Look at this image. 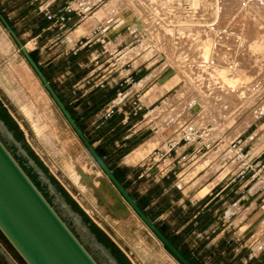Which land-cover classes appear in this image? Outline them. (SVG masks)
I'll list each match as a JSON object with an SVG mask.
<instances>
[{
  "label": "crops",
  "instance_id": "obj_1",
  "mask_svg": "<svg viewBox=\"0 0 264 264\" xmlns=\"http://www.w3.org/2000/svg\"><path fill=\"white\" fill-rule=\"evenodd\" d=\"M69 4L90 5L93 11L79 19L71 14L64 30L53 26L42 11L48 7L57 16ZM104 4L103 0H23L22 13L29 18L25 47L30 42L37 45L31 49L35 62L48 82H54L51 86L86 138L139 208L195 264H264V201L259 202L264 190L258 183L230 181L235 166L226 153L227 146L222 150L224 145L217 144L201 152L202 147L195 142L182 143L166 165L147 160L153 149L194 126L184 113L174 118L172 109L165 110L157 133L152 129L153 121L143 117L174 88L157 94L156 84L168 73L161 76L157 73L160 66L153 68V54L132 53L136 46L126 58L117 59L118 55L111 53L113 47L132 46L138 34L134 29H117L112 19L99 18L97 12ZM4 16L11 24L8 14ZM98 24L106 28L109 42L80 46L79 42ZM127 74L134 77V83L127 86L117 112L102 118L105 106L115 98L118 83ZM137 96L142 107L133 114L131 102ZM252 139L253 132L244 141L246 148ZM79 147L83 152L71 154L69 163L86 178L84 187L72 182L79 188L81 200L96 210L118 239L124 241V236L135 229L141 231L151 242L145 249L147 257L153 259L156 251L170 264H178L166 255L87 150ZM247 153L251 158H261L264 149L258 154L251 150ZM223 168L229 170L221 177ZM126 219L135 229L122 223Z\"/></svg>",
  "mask_w": 264,
  "mask_h": 264
},
{
  "label": "rangeland",
  "instance_id": "obj_2",
  "mask_svg": "<svg viewBox=\"0 0 264 264\" xmlns=\"http://www.w3.org/2000/svg\"><path fill=\"white\" fill-rule=\"evenodd\" d=\"M22 2L0 0V9L3 16L8 14L9 25L17 31L15 33L24 45L29 39L25 34L29 18L22 13ZM103 3L101 8L106 6L108 14L98 15L100 8L97 16L112 19L113 26L124 28L122 31L136 30L138 38L133 41L136 48L132 53L153 54V62H156L153 68L160 66L157 73L161 76L168 73L155 86L157 94L174 88L154 104L158 106L152 114L157 133L161 130L159 119L164 115L161 112L172 109L170 114H174V118L184 113L194 128H207L206 144L209 146L202 148L201 152L223 144L221 149L227 146L228 151L225 152L230 154L228 144L237 136L245 141L252 132L253 139L246 150L258 154L264 149V0H103ZM36 46L30 42L27 51L31 54L34 52L31 49ZM0 105L21 132L16 137L9 128L8 122H11L0 115V120L19 146L11 143L2 132L0 138L99 264H111L109 250L104 246L105 250L96 247L84 231L88 225L80 213L71 207L51 181L81 224H77L58 200L50 196L28 166L20 148L37 166L31 154L41 163L77 208L121 251L129 264H170L156 251L153 252V259L145 255V249L151 247V242L134 228L136 226L131 220L126 219L122 223L129 224L134 232L126 234L124 241L120 240L97 216L96 210L81 200L79 188L72 182L84 187L86 178L73 163H69L71 154L83 152L79 149L81 142L42 88L1 22ZM3 113L0 111V114ZM255 159L262 161V170L252 183L263 186L264 155ZM223 169L221 177L229 170ZM263 201L264 198L259 202Z\"/></svg>",
  "mask_w": 264,
  "mask_h": 264
},
{
  "label": "water",
  "instance_id": "obj_3",
  "mask_svg": "<svg viewBox=\"0 0 264 264\" xmlns=\"http://www.w3.org/2000/svg\"><path fill=\"white\" fill-rule=\"evenodd\" d=\"M0 22L71 130L117 193L178 264H191L139 208L135 200L117 180L1 13ZM0 132L15 146H19L12 133L9 132L1 120ZM20 151L28 166L37 176L40 183L44 185L50 196L58 200L61 207L73 217L77 224H81V220L72 212L70 206L65 203L56 188L51 184L48 176L24 150L20 148ZM86 227L84 231H87L96 247L100 250H105L103 245L96 240L95 236ZM0 235L22 264H99L1 138ZM108 256L111 264H117L109 253ZM0 259L3 264H17L1 245Z\"/></svg>",
  "mask_w": 264,
  "mask_h": 264
},
{
  "label": "built area",
  "instance_id": "obj_4",
  "mask_svg": "<svg viewBox=\"0 0 264 264\" xmlns=\"http://www.w3.org/2000/svg\"><path fill=\"white\" fill-rule=\"evenodd\" d=\"M92 7L82 6L76 7L72 4L66 5L63 8V11L57 16L53 15L48 7H45L42 11L47 20L52 21L53 26L58 27L60 30H64L67 27V21L70 19L71 14H75L77 17L82 18L86 15L91 14ZM137 41H139L137 39ZM109 42L107 35V30L103 25H96L91 30L89 35L79 42L80 46H91V44H101L104 45ZM134 46H130L127 49L113 47L111 53L117 54V59L126 58L127 53ZM134 83V77L131 74H127L122 77L118 83V89L115 94V98L110 101L104 108L102 113V118L107 119L115 114L119 108L120 102L123 100L124 92L127 86ZM102 86V84H99ZM132 112L136 114L142 107V103L137 96L135 100L131 102ZM158 106L153 105L152 108L147 110L143 117L150 123L153 121V112ZM152 115V117H151ZM153 130H156V126L152 127ZM208 136V131L206 128L200 127H189L181 130L175 137L166 140L160 147L153 149L149 154L147 160L152 164L156 165H166L170 162L173 157L175 149L182 143L195 142L199 144L202 148H207L209 145L206 144V137ZM228 148L230 151V157L234 163V171L230 175V181L235 182L237 180L249 181L252 182L259 172L262 170L260 167L259 159L251 158L246 150V145L244 140L239 136L234 138L229 144ZM261 189L264 190V185L261 186Z\"/></svg>",
  "mask_w": 264,
  "mask_h": 264
},
{
  "label": "trees",
  "instance_id": "obj_5",
  "mask_svg": "<svg viewBox=\"0 0 264 264\" xmlns=\"http://www.w3.org/2000/svg\"><path fill=\"white\" fill-rule=\"evenodd\" d=\"M31 57L33 58V60L35 61L34 57L32 56V54H30ZM0 111H3V114H0L1 117L5 120V121H10L11 123L8 122L9 128L14 132V135H16V137L18 136V134H20L21 132L18 130L17 126L14 124V122L10 119V117L6 114L5 110L2 108V106L0 105ZM31 156L33 157V159H35V161L37 162L38 166L41 167L42 170L45 171L46 175L48 176L49 180L59 189V191L61 192V194L63 195V197L65 198L66 201H68V203L71 205L72 208L77 209L76 211H78L81 215V217L83 218L84 222L88 225L89 230L93 233V235L95 236V238L97 239V241L99 243H101L106 249L109 250L110 254L112 255V257L116 260V262L118 264H129L128 260L124 257V255L121 253V251L113 245V243L109 240V238L101 231L99 230V228H97L86 216L85 214L80 211L77 206L75 205V203L70 199V197L68 196V194L56 183V181L52 178V176H50V174H48L46 172V170L44 169V167L41 165V163L39 161L36 160V158L31 154ZM170 242L181 252V254L191 263V264H195L194 261H192L185 253L182 249H179L177 247L176 242L170 240Z\"/></svg>",
  "mask_w": 264,
  "mask_h": 264
},
{
  "label": "flooded vegetation",
  "instance_id": "obj_6",
  "mask_svg": "<svg viewBox=\"0 0 264 264\" xmlns=\"http://www.w3.org/2000/svg\"><path fill=\"white\" fill-rule=\"evenodd\" d=\"M0 245L5 249V251L11 256V258L17 263L22 264L17 256L12 252V250L9 248V246L6 244L2 236L0 235ZM0 262L2 263L1 259ZM3 264V263H2Z\"/></svg>",
  "mask_w": 264,
  "mask_h": 264
},
{
  "label": "bare ground",
  "instance_id": "obj_7",
  "mask_svg": "<svg viewBox=\"0 0 264 264\" xmlns=\"http://www.w3.org/2000/svg\"><path fill=\"white\" fill-rule=\"evenodd\" d=\"M90 5H82V7L83 8H85V7H89ZM106 7V6H105ZM101 8V11L98 13V15H107L108 13H107V9L106 8ZM25 46V45H24ZM26 48V47H25ZM26 50H27V48H26ZM38 80V79H37ZM43 88V87H42ZM46 92V91H45ZM48 95V94H47ZM50 98V97H49ZM206 130H207V128H206ZM208 131V130H207ZM208 133H209V131H208Z\"/></svg>",
  "mask_w": 264,
  "mask_h": 264
}]
</instances>
